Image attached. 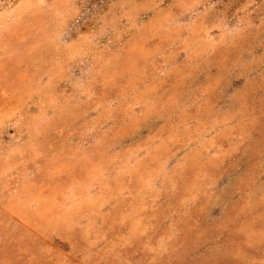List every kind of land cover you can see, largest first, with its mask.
<instances>
[{
	"label": "rangeland",
	"instance_id": "374dc122",
	"mask_svg": "<svg viewBox=\"0 0 264 264\" xmlns=\"http://www.w3.org/2000/svg\"><path fill=\"white\" fill-rule=\"evenodd\" d=\"M0 264H264V0H0Z\"/></svg>",
	"mask_w": 264,
	"mask_h": 264
}]
</instances>
